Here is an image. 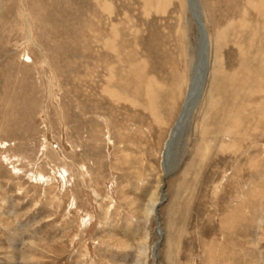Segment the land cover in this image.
<instances>
[{
  "label": "rangeland",
  "instance_id": "rangeland-1",
  "mask_svg": "<svg viewBox=\"0 0 264 264\" xmlns=\"http://www.w3.org/2000/svg\"><path fill=\"white\" fill-rule=\"evenodd\" d=\"M199 3L165 177L189 1L0 0V264H264V0Z\"/></svg>",
  "mask_w": 264,
  "mask_h": 264
},
{
  "label": "bare ground",
  "instance_id": "bare-ground-1",
  "mask_svg": "<svg viewBox=\"0 0 264 264\" xmlns=\"http://www.w3.org/2000/svg\"><path fill=\"white\" fill-rule=\"evenodd\" d=\"M191 12L198 30L197 35V42L195 46L196 50V58L194 62V68H193V79H192V85L190 90L188 91V94L186 96L185 103L182 107L179 119L176 123V125L173 127L171 133L176 130H179V133L177 132L176 136V147L172 150L168 147V140L171 137V133L169 136V139L166 143V148L164 152V159L167 161V165L165 166V172L167 171L166 176L174 169V165L177 164V158H178V149L180 146V142L183 139V135L181 136L183 130L187 128L188 122L190 121L191 116L193 115L194 110L196 109L197 105L199 104L201 97L203 95V91L206 86L207 78H208V72H209V61H210V42H209V36L205 27L206 31V38L207 42L205 41V37L203 33L201 32L200 26H199V18H202V10L199 3V0H188ZM199 17V18H198ZM204 23V20H203ZM207 43V45H206ZM197 101V105L195 107V103ZM194 105V106H193ZM194 109H193V108ZM193 109V111H191ZM191 114V115H190ZM190 116V118H189ZM185 131L183 133H185ZM180 137V138H179ZM170 154V161L168 162V157ZM165 176V177H166Z\"/></svg>",
  "mask_w": 264,
  "mask_h": 264
},
{
  "label": "water",
  "instance_id": "water-1",
  "mask_svg": "<svg viewBox=\"0 0 264 264\" xmlns=\"http://www.w3.org/2000/svg\"><path fill=\"white\" fill-rule=\"evenodd\" d=\"M199 18V17H198ZM199 20V26H200V29H201V32L203 33V35H204V37H205V41L207 42V38H206V31H205V27H204V23H203V20H202V18H199L198 19ZM206 45H207V43H206ZM195 105V107H196V105H197V101H196V103L194 104ZM193 105V106H194ZM194 107V108H195ZM193 108V107H192ZM193 108V109H194ZM193 109H191V111H193ZM191 115V114H190ZM189 118H190V116H189ZM185 131V129L183 130V132ZM177 132L179 133V130L178 131H176V130H174L172 133H171V137H170V139L168 140V147L170 148V150H172V149H174L175 147H176V145H177V143H176V134H177ZM182 132V134H181V136L182 135H184V133ZM180 138V137H179ZM171 159V158H170ZM167 164H165V166H166ZM166 174H167V171L165 172V176H166ZM162 202H160L159 204H161Z\"/></svg>",
  "mask_w": 264,
  "mask_h": 264
}]
</instances>
